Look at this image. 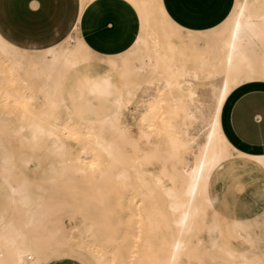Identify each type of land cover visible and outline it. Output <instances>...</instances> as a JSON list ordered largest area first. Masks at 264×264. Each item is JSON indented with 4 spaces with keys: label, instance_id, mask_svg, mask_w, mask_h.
Returning <instances> with one entry per match:
<instances>
[{
    "label": "bare ground",
    "instance_id": "bare-ground-1",
    "mask_svg": "<svg viewBox=\"0 0 264 264\" xmlns=\"http://www.w3.org/2000/svg\"><path fill=\"white\" fill-rule=\"evenodd\" d=\"M84 1L90 0H80L81 10ZM128 1L138 11L141 31L133 45L121 53L95 52L72 31L58 45L30 51L16 47L0 35V94L6 103L16 106L13 111L19 113L17 118L21 121L32 123L39 118L60 132L59 137L71 136L80 141L78 163L67 165L64 174L85 173L86 169L97 171L100 188H92L88 182L85 185L90 186L89 190L78 192L88 194L102 209L108 207L106 194H113L117 205L136 217L139 235L135 243L142 251L133 252L138 257L133 256L129 264H182L183 259L195 258L199 264H259L258 257L236 262L217 257L204 243L201 232L208 227L216 230L219 226L206 219L207 210L216 209L212 182L226 177L228 172L234 175L245 168H264V151L250 153L237 149L232 152L222 116L233 90L246 85L264 87V0H237L222 24L220 44L212 47L206 43L205 48L193 46L192 63L206 69L207 79L221 77L219 85L210 83L214 107L203 142L199 134L191 131L198 120L193 105L197 94L191 82L198 78L197 73L190 69L187 60L174 68L167 59L168 53L159 50L161 45L151 23L161 19L177 31L183 32L184 28L170 20L161 0ZM205 34L208 35L206 31ZM165 46L171 52L177 47L172 42ZM82 55L85 58L81 59ZM91 57L100 59L110 71L116 72L121 83L115 108L110 112L102 110L95 117L87 115L93 111L90 103L80 107L74 92L67 100L63 91L67 73L78 67L81 60ZM135 57L136 63L132 59ZM137 76L145 79L148 86L160 85L158 91L165 88L171 100H149V106L139 111L136 123L130 124L124 110L135 102L145 86L135 83ZM104 79L88 80L90 91H100L104 97L109 95ZM2 80L11 84L9 90L3 87ZM160 95H152L151 99ZM59 112L66 113V123L54 116ZM34 159L32 155H21L4 168L8 175L3 179L13 200L24 212L20 217L15 214L13 219L0 222V264H55L68 257L66 249L75 239L73 224L66 227L64 218L55 215L43 202L35 207L34 197L26 192V183H11L12 168L29 167ZM154 163L159 165L158 170L149 167ZM151 185L166 197V213H156L159 217L156 219L151 218L152 213L143 214L140 210V214H132L129 194L134 191L142 195L148 191L152 195ZM51 188L78 190L73 182L59 177L51 178ZM150 209L161 210L151 204ZM95 253L98 264H120L107 248L101 247Z\"/></svg>",
    "mask_w": 264,
    "mask_h": 264
},
{
    "label": "rangeland",
    "instance_id": "rangeland-1",
    "mask_svg": "<svg viewBox=\"0 0 264 264\" xmlns=\"http://www.w3.org/2000/svg\"><path fill=\"white\" fill-rule=\"evenodd\" d=\"M90 1L87 3L84 1L85 6ZM62 5V15L57 24L50 29H45L37 33H26L11 25L5 14L0 16L2 28L11 39L18 43L27 40L44 42L50 39L55 31L61 35L70 27L73 18V4L69 2L66 3V0H62ZM151 25L155 27L153 29H156L157 32L158 41L161 45L159 50L163 54H165V52L168 53L167 59L174 65V68H177L182 61L187 60L190 69L197 73L198 78L191 82L197 94L193 98V105L197 111L198 120L191 128V131L199 134V140L200 142H203L204 135L207 131V124L214 107V99L210 92V83L219 85L221 83V77L216 76L212 79H207L206 69L192 63L193 57L191 56V51L194 48V45L198 48H205L206 43L212 44V47L220 44V41L223 38L221 32L223 25L211 31L208 35L205 34V31H191L188 29H184L183 32L177 31L170 23L165 20L161 21V19L154 21V23L152 22ZM74 30L76 31L77 29L75 28ZM140 31L141 24L138 33H140ZM167 42L176 44V49L172 52L168 50L165 46ZM80 58L83 59L85 57L82 55ZM132 59L135 61L136 57ZM133 66H135V64H133ZM160 69L162 68L160 67ZM117 75L116 72L110 71L103 61L91 57L86 60H81L78 67L71 70L70 73H67V79L63 82V91L67 100L70 99L69 94L74 92L80 107L89 106L88 103H90L93 111H88L89 113H87V115L95 117L102 110L110 112L115 108L121 90V83L119 82ZM103 77L105 78L103 81H105L106 86L110 91L109 95L106 97L99 94L100 91L91 92L89 89V81L96 79L98 82ZM136 79V81L133 79L132 82H140L145 86L139 92L140 95L135 99V102L124 110L125 117L130 124L136 123L138 119L137 116H139L140 112L149 106V100L165 102L171 100V98L166 96L165 88L158 91V88L161 87L160 85L154 87L148 86L145 84V79L141 80L140 76H137ZM2 85L8 90L11 88V84H6L4 81L2 82ZM77 85L81 86L76 88ZM246 87L249 86L246 85L242 88ZM240 89L233 90L228 99ZM161 93L162 95H160ZM156 94L160 96L151 99V96ZM0 101V222L3 219H13L15 214L20 217L24 212V210L21 211L22 209H20V205L13 200L8 185L3 179L4 175H8L4 172V168L11 163L16 162L21 155H32L35 159L34 163L29 167H22L20 170L12 168L13 174L10 177L11 183L13 185H16L18 182L26 183V192L28 195L34 197L32 204L35 207L39 202H43L44 206L52 208L56 212L54 213L55 215L64 218V224L66 227H70L71 224L75 227V239L70 244L71 247L66 249L68 257L56 261L55 264H98L95 257L97 254L95 252L101 247L107 248L110 251V254L117 258V261H119L120 264H129L134 258L136 259L138 255L135 253L133 255V252L137 253L142 251V249L135 243V240L139 235V225L136 222V217L133 218L129 212L124 211L119 205H117L113 194H106V203L108 207L107 209H102L90 199L88 194L78 192L80 190H89L90 186L92 188H100V178L97 171H89V169H86L85 173L71 171L64 174V168L67 165L74 166L78 163V159L81 155L80 141L71 136L59 137L57 133L60 132L39 118H36L32 123L21 121L17 118L19 113L16 112L15 114L13 111L16 109L15 105L6 103L1 94ZM33 107H38V105H33ZM94 108H96V110ZM54 116L59 117L61 122L66 123V113L59 112L54 114ZM80 131L84 132V130ZM224 132L227 134L225 126ZM228 138L232 146V152L235 153L236 150L240 148L229 136ZM154 139H156V137H151V140ZM144 147L147 148V146ZM89 161L90 160L86 162L87 168L91 166V164H88ZM149 167L158 170L159 165L154 163ZM242 173L254 174L255 170L253 168H245L241 169L238 174ZM52 177H59L61 179H66L67 182H73L78 190L71 191L68 188H66V190H52ZM88 182L91 183L89 187L86 186ZM135 188L137 189L138 186ZM151 188L154 189L152 195L148 194V191H145L142 195H137V192L134 191L129 194V211L132 214H140V212L143 214L152 213L151 218L156 219L159 218L156 213H166V197L153 185H151ZM258 189V196L260 201H262L261 203L264 204V186L260 181H252L238 187L237 191L229 193L228 203L237 206L241 205L245 202L246 197L252 194V192H256ZM150 204L158 205L161 210L158 212L151 209L149 210ZM33 205L32 207H34ZM244 210L245 209H241V211ZM212 212L213 210L211 209L207 210V222L213 218L211 215ZM220 221L221 230L223 231L224 245H226V247H234L239 251L241 250L240 248L243 247V251H245L244 243L234 232L232 224L223 217ZM11 224L15 223L12 221ZM206 230V228L202 229L201 232V237L205 244ZM250 230L254 240L251 244H248V247L251 249V253L258 255V259H261L260 256L262 254L264 255V218L253 224ZM197 260V258L192 260L183 259L182 264H199V260ZM204 264L210 263L207 262Z\"/></svg>",
    "mask_w": 264,
    "mask_h": 264
},
{
    "label": "crops",
    "instance_id": "crops-1",
    "mask_svg": "<svg viewBox=\"0 0 264 264\" xmlns=\"http://www.w3.org/2000/svg\"><path fill=\"white\" fill-rule=\"evenodd\" d=\"M236 1L161 0L172 22L184 29L206 31L208 34L226 21ZM68 2L73 4V18L69 29L61 35L55 31L44 42L27 40L18 43L6 34L1 21L0 35L16 47L30 51L58 45L75 32L92 50L116 54L132 46L139 34V14L128 0H92L82 10L80 0H66ZM62 11V0H0V16L5 14L11 25L30 34L54 27ZM222 116L227 134L240 149L250 153L264 151V87H246L235 92L228 99ZM254 170V174L230 175L228 172L226 177H219L211 184L216 209L209 222H217L219 226L216 230L208 227L205 239L211 252L225 261L236 262L258 257L251 253L248 244L254 240L251 226L264 218V204L258 196L259 189L246 197L239 207L228 203V194L237 191L238 187L252 181H260L264 186V168L255 167ZM222 217L232 224L234 232L244 243L245 251L243 247L239 251L224 245L220 221ZM260 257L259 264H264V255Z\"/></svg>",
    "mask_w": 264,
    "mask_h": 264
}]
</instances>
